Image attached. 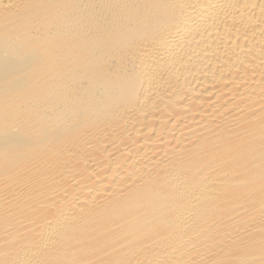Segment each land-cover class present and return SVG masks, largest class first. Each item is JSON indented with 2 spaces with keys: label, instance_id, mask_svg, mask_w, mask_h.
Here are the masks:
<instances>
[{
  "label": "bare ground",
  "instance_id": "6f19581e",
  "mask_svg": "<svg viewBox=\"0 0 264 264\" xmlns=\"http://www.w3.org/2000/svg\"><path fill=\"white\" fill-rule=\"evenodd\" d=\"M0 264H264V0H0Z\"/></svg>",
  "mask_w": 264,
  "mask_h": 264
}]
</instances>
